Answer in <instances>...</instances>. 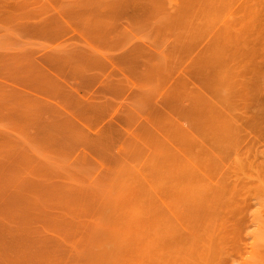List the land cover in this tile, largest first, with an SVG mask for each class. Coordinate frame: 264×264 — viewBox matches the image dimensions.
Segmentation results:
<instances>
[{
	"label": "rangeland",
	"instance_id": "1",
	"mask_svg": "<svg viewBox=\"0 0 264 264\" xmlns=\"http://www.w3.org/2000/svg\"><path fill=\"white\" fill-rule=\"evenodd\" d=\"M184 3L0 0V264H244L264 235V39L237 48L229 10Z\"/></svg>",
	"mask_w": 264,
	"mask_h": 264
},
{
	"label": "bare ground",
	"instance_id": "2",
	"mask_svg": "<svg viewBox=\"0 0 264 264\" xmlns=\"http://www.w3.org/2000/svg\"><path fill=\"white\" fill-rule=\"evenodd\" d=\"M185 1V0H184ZM182 0V2L184 3ZM187 4H196L200 7L202 10H205L207 12L217 11L219 8H224L222 11L229 10L227 15H225L224 19H222V28L220 29V37L226 36L228 38H231L233 41H235V45L237 48H241L244 43H246L250 39H254L257 41V39H264V0H186ZM194 1V3H193ZM196 1V3H195ZM184 3L183 5H186ZM182 5V4H181ZM182 5V6H183ZM189 5H187V8L189 9ZM181 6V7H182ZM196 6V5H194ZM235 6V7H234ZM184 6L183 8H185ZM193 6L191 5L190 8ZM236 11H234L233 9ZM215 9V10H214ZM227 9V10H225ZM232 9V11H231ZM184 10H187L186 8ZM218 10V11H219ZM221 11V10H220ZM221 11V12H222ZM214 13V12H213ZM209 16V15H208ZM223 115V114H222ZM229 118V120L225 117ZM222 117V120H219L220 126L222 132H224L221 135V138H228L230 135H232L236 130V122L233 117H231L230 114H224ZM230 115V117H229ZM231 118L232 122H231ZM221 119V118H220ZM235 126V127H234ZM234 131V132H233ZM264 185V182H262ZM139 225V224H137ZM137 227V226H136ZM165 230L161 232H154L152 236L155 237L157 242L154 244L155 249L157 250V253L163 254H169L174 257V254L176 253V257L179 256V252L175 251V242L171 236L170 231L167 228H163ZM137 228L132 229V231H136ZM159 230V229H158ZM140 234L139 231L134 232L133 237L136 238ZM147 233V237H150ZM145 238V233L143 232L141 237H139L138 241H143ZM190 252L191 253H199L202 255L207 256L209 259H215V254L210 251V247L201 245L199 241H196L194 244L190 243ZM264 262V235L263 233H259L257 237L254 236L252 244H251V251H249V255L247 258L244 259V264H262Z\"/></svg>",
	"mask_w": 264,
	"mask_h": 264
}]
</instances>
